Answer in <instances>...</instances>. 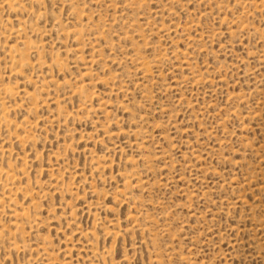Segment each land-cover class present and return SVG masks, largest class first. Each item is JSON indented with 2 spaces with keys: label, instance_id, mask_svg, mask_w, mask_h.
Here are the masks:
<instances>
[{
  "label": "rangeland",
  "instance_id": "rangeland-1",
  "mask_svg": "<svg viewBox=\"0 0 264 264\" xmlns=\"http://www.w3.org/2000/svg\"><path fill=\"white\" fill-rule=\"evenodd\" d=\"M0 264H264V0H0Z\"/></svg>",
  "mask_w": 264,
  "mask_h": 264
}]
</instances>
